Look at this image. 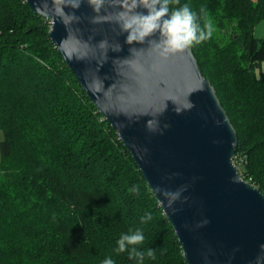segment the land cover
Masks as SVG:
<instances>
[{"label": "trees", "instance_id": "trees-1", "mask_svg": "<svg viewBox=\"0 0 264 264\" xmlns=\"http://www.w3.org/2000/svg\"><path fill=\"white\" fill-rule=\"evenodd\" d=\"M211 38L191 46L232 123L241 177L264 194V0H170ZM203 9V11H201ZM25 0H0V264H135L116 240L142 229L144 264H187L169 219L118 133ZM133 185L136 191H131ZM145 212L152 219L142 223Z\"/></svg>", "mask_w": 264, "mask_h": 264}, {"label": "water", "instance_id": "water-1", "mask_svg": "<svg viewBox=\"0 0 264 264\" xmlns=\"http://www.w3.org/2000/svg\"><path fill=\"white\" fill-rule=\"evenodd\" d=\"M25 1L51 23L53 45L138 165L187 264H264V194L238 171L236 131L191 47L163 62L147 42L131 54L111 14L118 0L101 13L83 0L65 8L71 20L65 0ZM176 191L170 204L163 193Z\"/></svg>", "mask_w": 264, "mask_h": 264}, {"label": "clouds", "instance_id": "clouds-1", "mask_svg": "<svg viewBox=\"0 0 264 264\" xmlns=\"http://www.w3.org/2000/svg\"><path fill=\"white\" fill-rule=\"evenodd\" d=\"M82 2L83 0H65V4L60 10L62 16L69 20L75 19L76 16L72 12H65V8L75 11L79 9ZM87 3L94 13H101L105 0H87ZM169 4L170 0H118L115 11L111 14L115 17L114 22L119 27L120 33L126 34L124 43L130 46L131 54L143 51L142 48L131 47L132 45L147 42L148 47L156 53L159 61L163 62L171 55L211 38L213 34L211 21L202 24L197 13L188 4L174 10L170 9ZM138 9L145 11H138ZM107 43L102 40L100 45L104 47ZM111 50L121 51L120 43L113 45ZM136 190V186L133 185L131 191ZM163 194L170 197V204L180 196L179 191ZM151 219L150 212H145L140 217L142 223ZM144 240L145 235L142 229H130L128 232L122 233L116 240L115 251L117 253L127 251L129 258L133 259L135 264H144L146 257H154L151 248L140 249L137 247ZM100 264H116V262L108 256Z\"/></svg>", "mask_w": 264, "mask_h": 264}, {"label": "crops", "instance_id": "crops-1", "mask_svg": "<svg viewBox=\"0 0 264 264\" xmlns=\"http://www.w3.org/2000/svg\"><path fill=\"white\" fill-rule=\"evenodd\" d=\"M253 1L257 2V0H253ZM254 34L258 39H264V21H262L260 24L256 26Z\"/></svg>", "mask_w": 264, "mask_h": 264}, {"label": "rangeland", "instance_id": "rangeland-1", "mask_svg": "<svg viewBox=\"0 0 264 264\" xmlns=\"http://www.w3.org/2000/svg\"><path fill=\"white\" fill-rule=\"evenodd\" d=\"M262 71L264 72V63H263V66H262ZM4 140V135L2 132H0V142ZM0 164H1V153H0Z\"/></svg>", "mask_w": 264, "mask_h": 264}]
</instances>
